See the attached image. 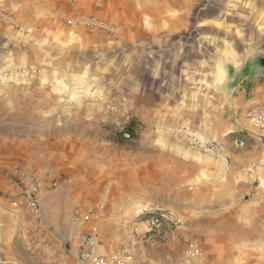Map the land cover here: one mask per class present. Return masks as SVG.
Returning <instances> with one entry per match:
<instances>
[{
	"label": "rangeland",
	"instance_id": "374dc122",
	"mask_svg": "<svg viewBox=\"0 0 264 264\" xmlns=\"http://www.w3.org/2000/svg\"><path fill=\"white\" fill-rule=\"evenodd\" d=\"M68 2L85 11L77 20L84 29L76 40L49 38L41 46L13 15L0 13L12 27L0 26V213L24 207L30 253L47 231L44 193H155L151 161L181 158L168 146H217L202 134L207 122L223 118L217 86L231 60L264 47V0L138 1L164 6L159 14L168 20L185 18L141 23V44L127 43L136 34L118 32L117 13L103 20L118 0ZM133 119L141 134L119 147L114 134ZM16 171L38 179L36 196L15 181ZM170 231L163 220L155 235ZM201 251L216 264L213 248ZM48 254L43 264L57 259Z\"/></svg>",
	"mask_w": 264,
	"mask_h": 264
},
{
	"label": "crops",
	"instance_id": "0c3cea01",
	"mask_svg": "<svg viewBox=\"0 0 264 264\" xmlns=\"http://www.w3.org/2000/svg\"><path fill=\"white\" fill-rule=\"evenodd\" d=\"M130 1L118 0V9L107 10L103 19L111 22L117 13L120 34L140 37L141 23L185 21L184 14L168 20L159 14L165 7L157 3ZM0 13L13 15L28 40L38 46L49 38L76 40L84 29L77 20L85 11L79 12L68 0H0ZM0 26L11 32L12 27L1 21ZM228 65L217 86L224 107L222 121L207 122L202 133L204 140L217 143L216 153H204L200 146H168L181 158L151 161L152 183L158 184L152 188L155 193L115 196L103 193L105 188L98 199L85 188L44 193L41 205L47 231L42 232L43 239L33 242L32 253L22 239L32 231L24 207L6 209L0 213V264H30L31 259L43 264L49 252L75 264V238L82 233L95 236L94 253L109 264H117L116 260L175 264L190 243L202 250L213 248L216 264H264V129L252 119L256 113L264 116V47ZM238 141H245V148L237 147ZM66 186L72 188L71 183ZM89 211L88 223L76 227L74 215ZM147 215H162L173 231L149 239ZM128 224L135 226L134 242L127 235ZM17 231H21L18 236ZM125 252L130 259H125Z\"/></svg>",
	"mask_w": 264,
	"mask_h": 264
},
{
	"label": "built area",
	"instance_id": "2783aa9c",
	"mask_svg": "<svg viewBox=\"0 0 264 264\" xmlns=\"http://www.w3.org/2000/svg\"><path fill=\"white\" fill-rule=\"evenodd\" d=\"M253 121H259L262 129H264V116L260 114H254L252 116ZM237 147L243 148L244 143L242 141L237 142ZM206 153H216L217 146H202ZM15 181L25 187V192L29 195L36 196L38 192V179L29 175L21 174L18 171L15 172ZM99 209L102 206H98ZM92 217V212L76 213L73 217V224L76 227H82L88 223ZM163 221L162 215H147L145 216L146 223V235L153 237V235L161 227ZM127 235L129 240L135 241L136 230L134 224L127 225ZM97 246L96 238L93 234L82 233L75 238V250H76V262L75 264H109V261L99 254L94 253V249ZM125 259H130L128 252L124 254ZM117 264L123 262L117 261ZM51 264H70L67 260H59L54 258ZM175 264H214L209 263L204 258L203 252L195 244L190 243L181 252L178 260Z\"/></svg>",
	"mask_w": 264,
	"mask_h": 264
},
{
	"label": "trees",
	"instance_id": "16d2710c",
	"mask_svg": "<svg viewBox=\"0 0 264 264\" xmlns=\"http://www.w3.org/2000/svg\"><path fill=\"white\" fill-rule=\"evenodd\" d=\"M141 131V124L135 119H133L127 124H125L119 132H116L114 134L115 144L119 147H125L126 145H130L132 142H135L138 139L141 134Z\"/></svg>",
	"mask_w": 264,
	"mask_h": 264
},
{
	"label": "bare ground",
	"instance_id": "6f19581e",
	"mask_svg": "<svg viewBox=\"0 0 264 264\" xmlns=\"http://www.w3.org/2000/svg\"><path fill=\"white\" fill-rule=\"evenodd\" d=\"M141 39L139 38V36H137V37H132V38H128L127 39V43H130V42H135V41H137L139 44H141V41H140ZM125 45H127V44H125ZM125 47V46H124ZM127 48V47H126Z\"/></svg>",
	"mask_w": 264,
	"mask_h": 264
}]
</instances>
